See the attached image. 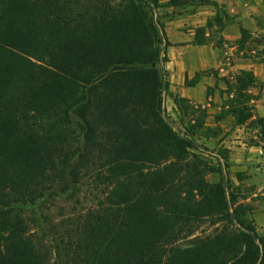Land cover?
Segmentation results:
<instances>
[{
	"label": "trees",
	"instance_id": "1",
	"mask_svg": "<svg viewBox=\"0 0 264 264\" xmlns=\"http://www.w3.org/2000/svg\"><path fill=\"white\" fill-rule=\"evenodd\" d=\"M158 7L159 0H0V224L1 232L8 224L13 230L0 239V264H56L55 257L66 264H264V237L245 205L235 206L227 155L213 156L214 164L198 145L196 130H208L206 107L198 105L204 119L188 130L180 111L186 115L191 104L173 95L184 133L164 115ZM217 16L221 29L232 19L226 11L223 23ZM236 78L246 94L257 85L251 72ZM253 110L232 105L235 125ZM72 111L85 131L75 162L62 132ZM256 121L264 136L263 118ZM67 171L70 195L85 188L94 202L70 219L56 245L17 217L10 223L18 206L35 204ZM207 172L219 180L208 181ZM205 224L213 234L178 244Z\"/></svg>",
	"mask_w": 264,
	"mask_h": 264
},
{
	"label": "crops",
	"instance_id": "2",
	"mask_svg": "<svg viewBox=\"0 0 264 264\" xmlns=\"http://www.w3.org/2000/svg\"><path fill=\"white\" fill-rule=\"evenodd\" d=\"M168 1L159 0L155 10L166 43L163 54L166 60L159 67L168 83L167 104L174 106L171 96L178 95L195 104L211 106L213 97L207 91L216 86L219 78L235 80L242 71L251 72L260 84L249 89L254 115L243 125H232L218 141L219 147L227 150L229 170L264 173L262 128L254 124L257 118H263L264 126V0H209L194 12L176 9ZM216 5L232 18L219 33L220 44H216L213 36L216 26L206 27L217 14ZM241 27L262 42L251 46L242 42ZM199 28H205L207 42L203 44L196 42ZM249 181L257 183L255 178Z\"/></svg>",
	"mask_w": 264,
	"mask_h": 264
},
{
	"label": "rangeland",
	"instance_id": "3",
	"mask_svg": "<svg viewBox=\"0 0 264 264\" xmlns=\"http://www.w3.org/2000/svg\"><path fill=\"white\" fill-rule=\"evenodd\" d=\"M199 0H194L185 4L184 6L178 8L186 9L187 11L194 9L197 7V3ZM217 8V18L222 20V23L225 21L223 16L224 10L220 7ZM215 17L211 26H216L214 28V38L216 44H220L222 39L219 34L222 29L217 27L215 23ZM204 29V30H201ZM199 31V35L196 38L197 42H207V37L205 36V28H201ZM197 32V31H196ZM212 36V37H213ZM210 37V38H212ZM243 42L247 43L248 46L253 45V43L262 42L258 38H252L248 30L246 31ZM264 42V37H263ZM249 43V44H248ZM165 41H163L161 57L166 59L164 48ZM161 60V61H162ZM165 61V60H164ZM159 67V63H158ZM160 68V67H159ZM163 73V70L160 68ZM164 75V73H163ZM236 79H226L219 78L217 84L214 88L209 89L208 95H212L211 106H204L203 104H195L191 101L189 105L190 107L185 111H180L182 113V121L184 124L191 122L190 125H185V127L189 130V128L197 129V124L195 121L200 120V122L204 119L201 116L202 108L206 107L207 116L205 118V127L208 130H196L197 131V141L198 145L202 147L206 153L205 157L209 161L215 162L216 159L213 156H217L221 158V154L227 155V150L223 147H219L218 138L221 137L232 125H235V116L230 113L231 106L234 105L236 107H243L245 105H251V100L253 95L249 92V89L246 92H242L241 86L237 85ZM255 86H260L257 84ZM240 88V89H239ZM167 91L163 92V97L166 99V105L163 107L164 115L169 120V122L174 126V128L178 131L184 133L186 131L183 122L179 118V113L177 112L174 96L172 95L174 106L167 104ZM200 105L202 108L198 107ZM173 107V108H172ZM257 121H254L256 124ZM62 132L68 135L73 151L75 153L71 162H75L78 159V154L83 150L84 146V123L77 117L73 111L71 112V123L66 125ZM204 136H200V135ZM200 136V137H199ZM214 138V139H211ZM260 142L264 144V136H260ZM194 152H198L193 150ZM199 153V152H198ZM224 172L228 174L231 180V190L234 193V196L237 198L235 206H239L240 204L245 205L247 209V217H251L253 220V224L256 228V232L259 236L264 237V173L255 174L254 172H250V170H237L236 168H232L229 170L225 169ZM255 175V177H254ZM219 174L214 172H207L206 179L210 182H217L219 180ZM250 178H255L257 180L256 184H251L249 181ZM72 188L71 178L68 176V171L62 176V178L52 187L44 192V196L38 200L35 204L32 205H24L18 206L13 213V216L10 218V223H13L18 218L21 223H23L29 230L31 235L37 237L42 240L48 241L50 245H56L59 236H61L66 227L67 223L72 218H76L77 216L83 214L92 204V196L85 188H81L79 192L71 196L70 191ZM15 215V217H14ZM11 224H8L4 231L1 228L0 224V239H3L7 235H9L13 230L11 228ZM214 233V228L208 226V224L202 225L200 228L195 230V233L188 237L182 238L179 241V245L181 247L189 246L192 239L197 235H210ZM56 260V261H55ZM56 264H66V259L63 257L54 258Z\"/></svg>",
	"mask_w": 264,
	"mask_h": 264
},
{
	"label": "water",
	"instance_id": "4",
	"mask_svg": "<svg viewBox=\"0 0 264 264\" xmlns=\"http://www.w3.org/2000/svg\"><path fill=\"white\" fill-rule=\"evenodd\" d=\"M155 18H156V16H155ZM161 30V29H160ZM161 32H162V30H161ZM166 105V99H165V97H163V107ZM260 247H261V245H260Z\"/></svg>",
	"mask_w": 264,
	"mask_h": 264
}]
</instances>
